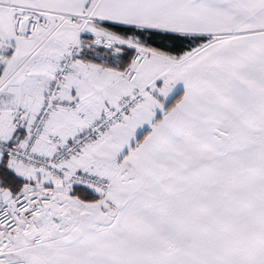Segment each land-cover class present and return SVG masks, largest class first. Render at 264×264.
I'll use <instances>...</instances> for the list:
<instances>
[{"label":"snow or ice","instance_id":"6c2138e0","mask_svg":"<svg viewBox=\"0 0 264 264\" xmlns=\"http://www.w3.org/2000/svg\"><path fill=\"white\" fill-rule=\"evenodd\" d=\"M0 264H264V0H0Z\"/></svg>","mask_w":264,"mask_h":264}]
</instances>
